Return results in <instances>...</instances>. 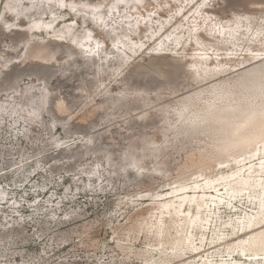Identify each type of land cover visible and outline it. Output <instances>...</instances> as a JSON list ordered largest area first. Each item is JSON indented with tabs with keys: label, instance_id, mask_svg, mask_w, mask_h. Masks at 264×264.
<instances>
[{
	"label": "rangeland",
	"instance_id": "374dc122",
	"mask_svg": "<svg viewBox=\"0 0 264 264\" xmlns=\"http://www.w3.org/2000/svg\"><path fill=\"white\" fill-rule=\"evenodd\" d=\"M5 1L0 0V264H222V259L228 260L226 264H235L234 259L247 263V256L239 251L230 255L229 246L248 238L251 233L240 229L239 223L246 213L254 214L259 210L248 193L241 197L242 202L239 198L230 206H212L211 226L204 229V237L199 229L193 233L194 245L199 246V240L205 239L200 253H192L183 244H174L178 233L175 229L166 230L168 215L161 234L154 224L161 203L172 199V195L167 198L159 197L160 194L181 184L193 186L195 180L203 185L206 177L226 176L239 168L233 161L220 165L212 162L189 145L182 149L180 139H173V128L178 124L180 101L185 95L213 81L229 79L260 60L239 63L242 58H235L228 61L227 53L236 51L225 49L226 46L205 28H209L212 21L226 24L234 14L242 20L250 17L255 25L258 18H264V0H248L247 6L232 11L224 10L226 0H211L201 11L208 23L199 25L197 31L192 30L202 19L196 18L198 13L194 8L202 0H144L138 10L131 8L132 2L123 9V4L115 0L119 6L112 8L115 15L109 11V4L115 2L111 0H77L75 8L81 10H76L77 14L66 10H72L69 5L73 0L61 7L55 0H18L25 8L29 3H40V7L18 12L17 19L4 9ZM96 8L104 16L108 14L107 21L114 25L111 27L127 26L119 16L120 10L121 14L128 15L125 20L130 23L150 19L154 30H158L155 38L173 24L179 25L197 34L205 50H196L192 45L195 40L187 41L185 34H182L184 49H174L175 32L158 45L155 39L144 36L147 33L143 32L146 27L143 23H140L141 37L134 34L127 40L120 35L125 46L120 43L121 49L116 48L112 44L116 28H111L113 34L109 36L90 23L94 19L86 10ZM42 11L45 13L40 15ZM82 14L89 19L85 23ZM72 18L73 33L63 31V24L56 27L59 21ZM39 19L47 22L40 25L44 33L36 27L33 28L36 32L30 33L31 25ZM159 21H167L163 31L159 30ZM86 29H90V40L101 41L104 48L101 56L109 60L106 65L100 58H90V52L76 45L83 40ZM21 30L28 31L29 37L16 46L12 38ZM56 35H63L66 41H55ZM140 40L145 46L139 54H133L129 46L140 49ZM132 41L139 43L133 45ZM217 41L221 48L214 52L211 45ZM70 42H74L76 49L68 48L67 53L61 50L53 60L30 56L38 46L64 49ZM125 49L131 55H127ZM201 53H207L210 64L216 59L223 61V67L228 70L194 83L199 79L194 78L197 68L189 64L195 63ZM242 53L239 51L232 56ZM152 59L154 63L149 64ZM3 63L9 64L5 71L1 69ZM179 66L184 71H180L182 74L174 83H169V71ZM144 68L152 77L136 81L130 78L133 71ZM207 71L212 74L216 69L211 67ZM112 72L116 76L111 75ZM44 88L49 94L47 111L34 119L27 110L39 105ZM124 91L129 95L145 94L149 106L141 108V104L133 100L117 101ZM60 103L65 105L64 110L60 109ZM161 108L168 110L167 121L173 126L164 125L157 111ZM156 147L162 150L154 157ZM131 154L142 157L141 169L134 170L128 164L127 156ZM260 161L256 157L253 166L257 167ZM219 188L223 189V184ZM188 207L184 206L186 212ZM190 210L195 213L196 206ZM217 235L224 239L217 241ZM249 263L264 264L254 260Z\"/></svg>",
	"mask_w": 264,
	"mask_h": 264
},
{
	"label": "bare ground",
	"instance_id": "6f19581e",
	"mask_svg": "<svg viewBox=\"0 0 264 264\" xmlns=\"http://www.w3.org/2000/svg\"><path fill=\"white\" fill-rule=\"evenodd\" d=\"M48 1H46V3H49ZM68 1L69 0H55L56 5H60V7L65 5V3ZM111 1L113 2L115 0ZM118 1L119 3L123 4V6H121L123 9H125L126 6H128L131 2V8L136 10L140 9V7L144 5V0H117V2ZM210 1L211 0H202L197 6H195V12L198 13V16L196 18H201L202 20L200 24L194 25L197 28L192 31H197L199 30L198 28H200L199 25H205L208 23V19L201 16V11L202 7L207 6ZM117 2L115 1L113 5L109 4V7L111 8L109 10L110 13L113 10L112 8L118 9L119 6H117ZM76 3H78L77 0L71 1V5H69V7L72 10H66L73 11L74 14H77V11L79 9L75 8ZM37 6L40 7V3H29L25 8L18 2V0H6L4 9H6V12L10 13L14 17V19H17L19 14L18 12L26 11V9L30 8H36ZM80 11L81 10H79V12ZM86 11L87 13H89L90 18H93L95 21H97L95 22L91 19L90 23L99 26L102 32H104L105 34L109 36L112 35L113 33L111 32V28H116V31H114L113 34L114 38H112V44L114 47L119 49H121V46H119L120 43L125 46L124 41L121 40V38L123 37H126L127 40H131L134 34H137L139 37H141V33L144 32L147 33L144 36L150 39H155V42L158 43L164 40L166 37L169 38V36H171V34L175 32L176 36L173 38V40L175 41L176 46L174 47V49H184L185 42H183L182 37L184 35L182 34H185L188 37V39H186L187 41L190 38H193L195 40V42H192V45L196 46V50H205L202 41L201 39H199L197 34L189 32V30H183L181 26L176 24H173L170 29L161 34L160 37L155 38V33L158 30H154V26H152V24L150 23V19L147 20V22L144 21L145 18L141 20L136 19L133 23H130L129 21L125 20L128 15L121 14L120 10L119 16L121 17L122 21L127 24V26L124 24H120V26L111 27L110 25L112 23L107 21L108 19L106 18L108 17L107 13L106 16H104V13L102 12L101 14V11L97 10V8L92 9L91 11ZM177 12H179V10H177ZM39 13L40 15H43L45 12L42 11ZM50 13L52 15L55 14L54 10H51ZM112 13L114 15L116 14L115 12ZM96 14H98V16H96ZM82 16L84 15L82 14ZM84 18V23L89 20L85 16ZM260 18H258L257 22L255 21V25H252L253 21L250 17H246L244 20H242L236 14H234L226 24H223L222 22L220 23L219 21H212L210 22L211 24L209 25V28H205V30L211 36L216 37L221 41V44H224L223 46H226L225 49L236 51L227 53L229 54L226 57L228 61L234 60L235 58H242L241 60H239V63H245L249 61V59L260 58V60L249 68L237 72L235 76L233 75V77L231 78L228 77L229 79H219L218 81H213L209 83L205 88L198 89L185 95V97L180 101V105L182 107L180 112H178V124L173 128L175 131V137L173 139H180L178 141L182 143V149L186 148L189 145V147H191L194 152L200 153L201 156H205L212 162H216L220 165V163H228L229 161H231L232 163L233 161L239 168H237V170L235 171L230 172L226 176H220L216 178L206 177L203 185L199 183L198 180H195L193 186L188 184H181L180 186L178 185V187L174 188L172 191L164 193L165 195L160 194L159 197H164L167 195H169L170 197V195H172V199L161 203V211L159 216L157 217V221H155L156 223L154 224L158 234H161L162 232H164V219L168 215L169 225L166 230L175 229L178 233V237L176 238V240H174V244H183L184 247L190 249L192 253H200L205 239L200 237V245H194L195 241L192 238L193 233L196 229H199L202 233V237H204L206 232L204 231V229L208 228L209 225L211 226L212 206L215 205L216 208H220L222 204H227L230 206L233 204V201L239 198V201L242 202L241 197L244 195V193H248V198L252 201H256L255 205H257L259 210L254 214L246 213L243 219L240 218L239 223L241 224L240 229H242L244 232L251 233L249 234V236H247L248 238L239 239L231 243L229 246L230 255H232L235 251H239L241 254L247 256V263L252 262V260H254L256 263H258L259 261L264 263V18ZM53 20L56 21L57 18L54 17ZM167 21H159V30L162 29L163 31L164 24ZM73 22L74 18H72L71 20L59 21L56 27H59L61 24H63L64 26L62 30L64 31V29H67L66 31L71 34L73 33L72 31L74 27L70 23ZM45 23L47 24L46 21L39 19L32 25L29 24L31 25L30 33L35 27L38 29V31L44 33L45 30H42V28H40V25ZM140 23L146 25L144 29L145 31L143 32H141L142 30L140 31ZM20 28L24 29L25 27ZM54 31L56 32V28H54ZM46 32L49 34L52 33L51 30H47ZM192 35H194V37ZM56 36L57 37L55 38V41H66L61 37L63 35ZM74 36L76 35L74 34ZM90 38V29H86L83 40L78 44L76 43V45L80 46L81 50H83L84 52H90V55H88L90 58H100V60L103 61V64L106 65L107 61L109 60L107 56H101L104 51L101 41L96 39L90 40ZM139 42L141 43L140 49H135L134 46H129L130 51L133 54H139L145 46V42L143 40H140ZM139 42L132 41V44L137 45ZM221 44H219V41H217V43L211 45L213 47L211 49L216 52L221 48ZM158 45L160 44L158 43ZM55 47L38 46L31 51L30 56H32L33 58H46V60L49 61L53 60L56 54L61 50L64 53L68 52V50L66 49ZM156 49V51H159V53L162 52V49ZM239 51H243L241 56H232L233 54H238ZM131 52L125 49V53L127 55H131ZM97 54L98 57H96ZM206 54L207 53H201L200 55H198V59L195 60V63L191 62L189 64V66L197 68L194 72V78H199L194 82L196 84L217 77L228 70L223 67V61L219 59H216L213 64L208 63ZM124 62L125 60L123 58L122 64H124ZM2 66V71H5L8 68L9 64L3 63ZM98 67H100V64L98 65ZM211 67H214L216 69V72L208 74L207 70ZM198 68H201L204 74ZM148 71H144V75H146ZM180 73V69L177 67L176 69L169 71V75L167 77L168 82L174 83L177 77L182 74ZM98 74H100V71H98ZM110 74L114 75L113 72ZM1 78L2 72L0 71V81ZM98 81H100L99 78ZM124 92L122 93V96L118 97L117 101L133 100L140 103L141 105L139 106L141 108L149 106L148 97L145 94L140 92L129 95L128 93ZM105 94L108 95V90H106ZM166 97L168 96L166 95ZM48 99V91L46 90V88H44L40 92L39 105H32L27 110V112L32 115V118H38L42 111H47ZM64 106L65 105H63L62 103L60 105V109L64 110ZM157 111L161 116V120L165 122L164 125L166 127L173 126L167 121L169 116L168 110L166 108H161ZM87 140L89 144L92 143L91 137H89ZM161 150V147L153 148V156H159ZM127 157L128 164L133 167L134 170H139L142 168V157L136 156L134 154H131ZM256 157L258 159H261L257 167L253 166V161L256 159ZM156 167L159 168V166ZM244 171H247L248 175H243ZM221 184H223L224 186V194L222 193L223 189L219 188V185ZM185 205H189L190 208L195 205L197 211L193 213L188 207L189 210L186 212V210L184 209ZM203 211L204 214H202ZM257 217L258 219H260L255 220V218ZM213 239L211 243L214 242ZM221 239L224 238L217 235L216 240L218 241ZM246 251H251L252 253L249 254L246 253ZM182 255H184V252L182 253ZM233 261H235V264H247L241 261H237V259H234ZM221 262L222 264H226L228 260L222 259Z\"/></svg>",
	"mask_w": 264,
	"mask_h": 264
},
{
	"label": "water",
	"instance_id": "95a60500",
	"mask_svg": "<svg viewBox=\"0 0 264 264\" xmlns=\"http://www.w3.org/2000/svg\"><path fill=\"white\" fill-rule=\"evenodd\" d=\"M225 2H226V5L224 7V10L225 11H232L236 7H239V6H247L248 3H249L248 0H226ZM97 10H99V9H97ZM96 16H98V14H96ZM98 20H100V19H98ZM28 37H29V32L26 31V30H21L20 32H17L16 36H14L12 39L15 42L16 46H18L21 41L26 40ZM87 40H89V39H87ZM69 45H70L69 47H64V49H67V50H68V48L69 49L70 48L71 49L72 48L74 49V47L76 49V46L73 45V42H70ZM137 49H139V48H137ZM37 59L46 60V58H37ZM154 59H152L149 64H153L154 63ZM178 68L180 69L181 72L184 71V68L182 66H179ZM145 70L148 71L146 68L133 71L131 73L130 78L133 81H136V80L140 79L141 77H142L141 79H145V77H152L151 72L148 73V74H146V75H144V73L146 72Z\"/></svg>",
	"mask_w": 264,
	"mask_h": 264
}]
</instances>
